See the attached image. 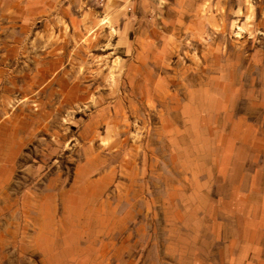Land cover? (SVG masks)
<instances>
[{"label": "rangeland", "instance_id": "rangeland-1", "mask_svg": "<svg viewBox=\"0 0 264 264\" xmlns=\"http://www.w3.org/2000/svg\"><path fill=\"white\" fill-rule=\"evenodd\" d=\"M0 264H264V0H0Z\"/></svg>", "mask_w": 264, "mask_h": 264}]
</instances>
